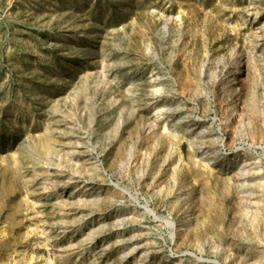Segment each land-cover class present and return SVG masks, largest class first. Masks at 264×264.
Masks as SVG:
<instances>
[{"label": "rangeland", "instance_id": "obj_1", "mask_svg": "<svg viewBox=\"0 0 264 264\" xmlns=\"http://www.w3.org/2000/svg\"><path fill=\"white\" fill-rule=\"evenodd\" d=\"M0 264H264V0H0Z\"/></svg>", "mask_w": 264, "mask_h": 264}, {"label": "bare ground", "instance_id": "obj_2", "mask_svg": "<svg viewBox=\"0 0 264 264\" xmlns=\"http://www.w3.org/2000/svg\"><path fill=\"white\" fill-rule=\"evenodd\" d=\"M160 114H162V113H160ZM167 127V126H166Z\"/></svg>", "mask_w": 264, "mask_h": 264}]
</instances>
